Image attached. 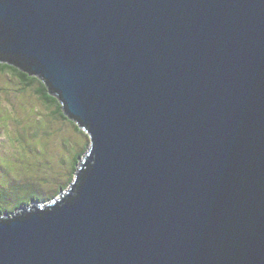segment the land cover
<instances>
[{"label": "water", "instance_id": "95a60500", "mask_svg": "<svg viewBox=\"0 0 264 264\" xmlns=\"http://www.w3.org/2000/svg\"><path fill=\"white\" fill-rule=\"evenodd\" d=\"M0 63L90 140L0 264H264V0H0Z\"/></svg>", "mask_w": 264, "mask_h": 264}, {"label": "rangeland", "instance_id": "374dc122", "mask_svg": "<svg viewBox=\"0 0 264 264\" xmlns=\"http://www.w3.org/2000/svg\"><path fill=\"white\" fill-rule=\"evenodd\" d=\"M38 87L0 74V197L7 188L13 203L10 215L21 200L39 194L55 197L52 201L66 192L75 179L77 155L85 149L80 163L90 145L88 135L75 130L76 124L65 122L41 101Z\"/></svg>", "mask_w": 264, "mask_h": 264}, {"label": "trees", "instance_id": "16d2710c", "mask_svg": "<svg viewBox=\"0 0 264 264\" xmlns=\"http://www.w3.org/2000/svg\"><path fill=\"white\" fill-rule=\"evenodd\" d=\"M0 74H9L12 77L18 79L20 82H22V84L26 87H32L36 84L39 85L38 89L36 90V94L39 96V98L41 99V101H43L47 106L53 107L55 108V113L61 117V119H63L65 122L66 121H70L72 124L75 125L74 122H72L66 115L65 112L63 110V106L61 105V103L57 100L56 97L50 95L49 89L47 88V86L40 80H38L35 77L29 76L28 74L23 73L22 71H20L19 69L15 68V67H10L8 65H4L0 63ZM76 126V131H81L77 125ZM83 132V131H81ZM85 152L84 151L80 152L76 159L75 162L73 164V170L74 172H76V167L79 163L80 158L83 156ZM73 180H71L68 183V186L71 184ZM67 186V187H68ZM66 189V188H65ZM59 190H62V188H60ZM2 191V190H1ZM64 191V190H63ZM59 195V194H58ZM11 197V195L9 194V190H7V188L5 189V191H3V197ZM13 197V196H12ZM55 198V197H53ZM51 198V199H53ZM51 199L48 198H44L43 195H37V197H29L27 198V200L25 201H19V204L14 206L13 210L16 211L21 207H28L30 206L32 203L35 202H40V203H46V202H50ZM10 215V214H8Z\"/></svg>", "mask_w": 264, "mask_h": 264}, {"label": "flooded vegetation", "instance_id": "af4514ba", "mask_svg": "<svg viewBox=\"0 0 264 264\" xmlns=\"http://www.w3.org/2000/svg\"><path fill=\"white\" fill-rule=\"evenodd\" d=\"M13 207L12 198L7 197H0V214L1 216H6L11 214V208Z\"/></svg>", "mask_w": 264, "mask_h": 264}]
</instances>
